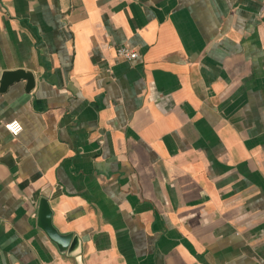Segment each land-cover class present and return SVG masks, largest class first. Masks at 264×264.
<instances>
[{
	"label": "crops",
	"instance_id": "obj_1",
	"mask_svg": "<svg viewBox=\"0 0 264 264\" xmlns=\"http://www.w3.org/2000/svg\"><path fill=\"white\" fill-rule=\"evenodd\" d=\"M0 264H264V0H0Z\"/></svg>",
	"mask_w": 264,
	"mask_h": 264
},
{
	"label": "built area",
	"instance_id": "obj_2",
	"mask_svg": "<svg viewBox=\"0 0 264 264\" xmlns=\"http://www.w3.org/2000/svg\"><path fill=\"white\" fill-rule=\"evenodd\" d=\"M117 56L126 60H135L140 56L137 49L129 45H120L116 47ZM7 129L14 135H18L23 130V125L19 120H12L6 124Z\"/></svg>",
	"mask_w": 264,
	"mask_h": 264
},
{
	"label": "water",
	"instance_id": "obj_3",
	"mask_svg": "<svg viewBox=\"0 0 264 264\" xmlns=\"http://www.w3.org/2000/svg\"><path fill=\"white\" fill-rule=\"evenodd\" d=\"M33 84L34 82L29 80L28 88H32ZM39 214H40L39 219H40L41 224L44 225V227L46 228L48 227L50 228V209L48 207V203L46 200L42 201Z\"/></svg>",
	"mask_w": 264,
	"mask_h": 264
}]
</instances>
